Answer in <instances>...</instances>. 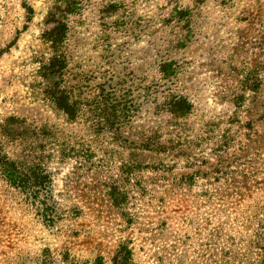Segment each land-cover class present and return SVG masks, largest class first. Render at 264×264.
Instances as JSON below:
<instances>
[{
  "label": "rangeland",
  "instance_id": "1",
  "mask_svg": "<svg viewBox=\"0 0 264 264\" xmlns=\"http://www.w3.org/2000/svg\"><path fill=\"white\" fill-rule=\"evenodd\" d=\"M224 129L220 162L201 137ZM0 149L43 155L64 219L0 175V264H264V0H0Z\"/></svg>",
  "mask_w": 264,
  "mask_h": 264
},
{
  "label": "trees",
  "instance_id": "2",
  "mask_svg": "<svg viewBox=\"0 0 264 264\" xmlns=\"http://www.w3.org/2000/svg\"><path fill=\"white\" fill-rule=\"evenodd\" d=\"M49 64L46 66H42V69L45 72L50 69L51 64ZM237 97L241 98L242 95H238ZM56 99L59 105L58 107L63 109L65 113L70 114L73 117L74 109L68 104L66 98L61 94L57 96ZM168 105L169 106L165 108V111L176 116L184 115L190 108L186 101H182L181 99L173 100ZM231 124H236L237 129L244 128V126L238 119H232ZM230 131L231 130L228 131L227 129H224L223 134L219 136H210L208 134H205L204 137H201L202 142L204 141V144L206 146L210 145L211 151L213 152L211 154L213 155L212 157L216 158V160L220 162L225 160L226 155L224 156V153L226 152L229 144H231L235 139V134H231ZM42 157L43 155L38 156L36 168L35 166L27 168L23 160L11 159L0 149V175L4 176L13 188H16L20 192L26 193L28 198L32 199L31 202H29L30 205H32V207L35 209L36 215L40 218L42 224H44L48 228V230L57 231L56 227H60V222L64 221V219L60 214L61 212L59 210V206H57L55 201L50 200L47 190L50 175L40 167V164L43 162ZM124 165L126 166V163ZM214 169L216 170H210V173H217L220 170L217 168ZM129 172L130 171L128 170H126V172L122 171L125 176L129 175ZM232 189L238 190L239 188L232 187ZM111 195V204L113 206H119L124 199V193L117 192L116 194L115 192H112ZM260 203L264 204V201ZM259 220L264 221V219ZM253 241L254 245L251 246L260 250L261 255L264 256V225L261 224L254 229ZM244 254L245 252L242 254V257L245 256ZM262 258L264 259V257ZM100 259L101 258H97L96 261L99 262ZM37 260L38 264H76L75 261L69 260V256L66 250L64 251V254L61 255L60 261H58V259L54 257L53 253L48 247L42 250ZM232 260L234 261L235 258H233ZM111 264H133L132 250L125 244L120 245L114 251L111 259ZM231 264L237 263L235 262Z\"/></svg>",
  "mask_w": 264,
  "mask_h": 264
}]
</instances>
